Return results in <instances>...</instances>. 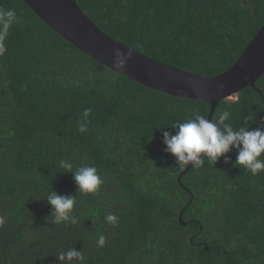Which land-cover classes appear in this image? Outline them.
Wrapping results in <instances>:
<instances>
[{"label":"trees","instance_id":"16d2710c","mask_svg":"<svg viewBox=\"0 0 264 264\" xmlns=\"http://www.w3.org/2000/svg\"><path fill=\"white\" fill-rule=\"evenodd\" d=\"M75 1L113 39L202 76L226 71L264 23V0ZM8 12L14 18L0 56V264H59L55 256L74 247L82 264H264V171L254 176L234 166L233 149L230 163L221 157L190 167L180 185L186 166L163 150L162 131L174 134L170 126L194 114L207 118L208 103L108 69L21 0H0V17ZM255 86L220 100L212 118L227 111L234 127H264V73ZM62 160L74 169L95 166L99 193H77ZM52 190L77 193L75 224L52 223ZM109 213L115 225L106 222Z\"/></svg>","mask_w":264,"mask_h":264},{"label":"water","instance_id":"95a60500","mask_svg":"<svg viewBox=\"0 0 264 264\" xmlns=\"http://www.w3.org/2000/svg\"><path fill=\"white\" fill-rule=\"evenodd\" d=\"M21 1L70 45L108 69L156 91L208 103L209 119L220 100L235 99L245 87L258 91L255 83L264 73V23L226 71L215 76H202L161 63L113 39L81 11L75 0ZM116 48L131 50L133 54L127 67L121 71L116 70L112 63ZM190 167L186 166L179 174L177 180L180 185L182 175ZM186 206L179 213L181 225L186 224L181 220ZM205 250H208L206 246Z\"/></svg>","mask_w":264,"mask_h":264},{"label":"clouds","instance_id":"9594fccd","mask_svg":"<svg viewBox=\"0 0 264 264\" xmlns=\"http://www.w3.org/2000/svg\"><path fill=\"white\" fill-rule=\"evenodd\" d=\"M13 18L12 12L5 13L0 17V23L3 24V30L0 31V56L7 51L3 40ZM132 55L131 50L114 49L113 67L118 71L125 69ZM90 111V109L84 110L85 120ZM170 127L174 130V134L166 130L162 131L163 143L166 145L163 150L175 158L176 166L191 165L198 170L204 167L206 162L212 166L215 165L221 157L227 164L230 163V157L227 154L235 149L237 157L234 166L250 171L254 176L264 171V158H262L264 157V127L250 130L248 121L239 127H234L227 111L222 112L216 119L194 114V118L175 122ZM166 128L168 127L160 129ZM79 130L86 131L83 123ZM60 167L65 169L66 173H72L73 180L77 185V193H99L103 180L95 166L83 165L74 169L71 162L62 160ZM77 193L75 195H60L57 191L52 190L48 194L46 202L51 205L49 217L52 218V223L57 225L76 223L73 213ZM105 220L113 225L118 222V218L111 213L105 217ZM3 225L4 218L0 217V227ZM97 244L99 247L105 245L103 235L99 237ZM55 257L59 264H82L84 259L82 251L76 250L75 247L66 252H60Z\"/></svg>","mask_w":264,"mask_h":264},{"label":"rangeland","instance_id":"374dc122","mask_svg":"<svg viewBox=\"0 0 264 264\" xmlns=\"http://www.w3.org/2000/svg\"><path fill=\"white\" fill-rule=\"evenodd\" d=\"M231 99H233V98H231Z\"/></svg>","mask_w":264,"mask_h":264}]
</instances>
